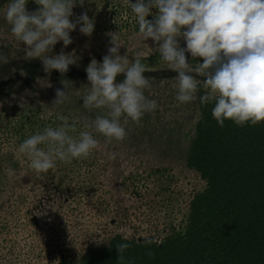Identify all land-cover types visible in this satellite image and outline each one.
Returning <instances> with one entry per match:
<instances>
[{
  "label": "rangeland",
  "instance_id": "rangeland-1",
  "mask_svg": "<svg viewBox=\"0 0 264 264\" xmlns=\"http://www.w3.org/2000/svg\"><path fill=\"white\" fill-rule=\"evenodd\" d=\"M8 2L0 0V52L24 58V44L4 18ZM119 3L129 0H85L83 6L77 0L70 19L86 11L94 22L92 35L80 33L78 25L70 33L73 43L64 48L59 41L49 55L75 50L74 65L85 70L93 58L102 61L111 46L108 34L114 32L122 44L121 55L131 61L137 52L143 53L145 76L151 82L145 95L158 107L139 123L130 120L124 125L122 141H108L88 129L99 141L88 157L57 161L54 168L37 174L19 152L25 139L46 127L61 126V117L76 122V131L69 134L78 137L84 122L103 111L83 107L81 97L90 87L86 75L70 82L68 101L54 106L56 89L64 87L61 82L0 63V264H76L87 247L117 229L126 234L133 228L144 230L159 240L178 229L192 195L204 185L186 163L200 117L198 92L189 103L176 100L178 73L168 69L151 38H141L136 17L121 10ZM26 7L34 11L38 5L28 0ZM157 12L153 8L149 15ZM123 78L121 74L117 80ZM8 169L13 170L11 177ZM122 221L126 227H118Z\"/></svg>",
  "mask_w": 264,
  "mask_h": 264
},
{
  "label": "clouds",
  "instance_id": "clouds-1",
  "mask_svg": "<svg viewBox=\"0 0 264 264\" xmlns=\"http://www.w3.org/2000/svg\"><path fill=\"white\" fill-rule=\"evenodd\" d=\"M27 3L28 0L7 3L4 18L11 25V33L24 44L25 59L39 58L46 73L57 70L63 77L70 65L77 64L75 50L49 53L59 41L64 48L72 44L70 33L78 25L80 33L91 36L94 22L86 11L75 20L70 19L77 0H35L38 7L34 11L27 9ZM84 3L85 0H79L80 6ZM153 8L158 12L150 20L147 17ZM131 10L141 38H151L168 69L178 73L177 101L189 103L202 89L200 102L213 105L211 114L221 127L225 120L239 126L249 122L255 126L264 121V0H136L131 3ZM108 35V53L102 61L93 58L85 69L90 87L81 97L85 109L102 110L103 114L84 122L85 130L78 137L69 134L76 131V122L70 124L61 117V126L46 127L25 139L19 152L28 158L37 174L54 168L57 161L70 163L88 157L99 144L88 129L108 141H122L127 134L124 125L130 120L139 123L145 113L157 109V102L145 95L151 82L145 76L148 69L142 63L143 53L137 52L130 61L127 54H120L122 44L117 33ZM178 38L186 42V47H181ZM186 53L192 59L202 58L203 62L193 66ZM8 61L0 52V63ZM121 74L124 78L118 81ZM61 84L64 87L56 89L54 106L70 98V81L62 79ZM20 106L24 107V101ZM13 174L8 169V176ZM115 247L118 264H133L124 255L130 244L118 242ZM147 254L154 256L152 252Z\"/></svg>",
  "mask_w": 264,
  "mask_h": 264
},
{
  "label": "trees",
  "instance_id": "trees-1",
  "mask_svg": "<svg viewBox=\"0 0 264 264\" xmlns=\"http://www.w3.org/2000/svg\"><path fill=\"white\" fill-rule=\"evenodd\" d=\"M132 2L136 0L119 7L131 14ZM186 56L190 63L203 62L192 59L190 53ZM7 57L8 64L29 76L46 74L59 82L87 77L75 65L62 77L57 70L46 73L39 58ZM202 94L201 89L200 117L190 137L186 163L204 185L192 195L178 229L159 240L144 230L133 228L129 234L114 230L87 247L76 264H118V242L130 244L124 255L133 264H264V121L239 126L225 120L221 127L211 114L213 105L200 102ZM124 226L123 221L118 225Z\"/></svg>",
  "mask_w": 264,
  "mask_h": 264
}]
</instances>
